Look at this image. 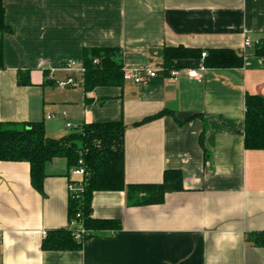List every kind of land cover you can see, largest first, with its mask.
<instances>
[{"label": "crops", "instance_id": "1", "mask_svg": "<svg viewBox=\"0 0 264 264\" xmlns=\"http://www.w3.org/2000/svg\"><path fill=\"white\" fill-rule=\"evenodd\" d=\"M3 7L11 31L2 37L0 122H43L46 136L59 139L82 123L122 120L125 183L158 184L175 169L183 189L136 207L123 191L94 192L92 217L120 227L93 232L78 249L43 251L44 233L67 226V161L45 165L43 196L28 163L0 162V264H264V247L245 241L264 231V150H246L243 139L246 94L264 97L263 60L253 56L264 38V0H3ZM177 46L240 51L244 66L179 60L175 78L159 70L122 87H55L62 64L80 62L85 49L118 48L124 68L157 69L163 48ZM201 66L199 79L184 72ZM162 110L178 120L133 126ZM193 114L200 116L178 123Z\"/></svg>", "mask_w": 264, "mask_h": 264}, {"label": "trees", "instance_id": "2", "mask_svg": "<svg viewBox=\"0 0 264 264\" xmlns=\"http://www.w3.org/2000/svg\"><path fill=\"white\" fill-rule=\"evenodd\" d=\"M10 28L4 21L3 0H0V69L3 68V40ZM202 53L205 56L202 57ZM253 56L263 60L264 38L253 45ZM162 65L165 76L170 70H176L179 60H202L205 68L229 69L242 68L245 55L233 49H191L182 46L165 47L162 51ZM98 63H93L94 60ZM80 63L84 67L82 87L90 92L95 87H122L123 64L118 48H91L83 51ZM18 83L27 85L28 78L20 73ZM244 112L243 139L246 150H264V97L246 94ZM172 111L162 110L154 115L144 117L133 126H140ZM200 115L193 114L178 123L183 124ZM176 120H178L176 118ZM126 125L122 120L104 123H82L74 131L59 138H48L43 122H0V162H26L29 164L31 186L42 196L43 182L46 177L45 165L54 158L62 157L67 161L68 170L82 161L83 174L70 177L68 183L78 190L68 192L67 226L48 230L42 240L43 251L72 250L81 247L93 232L100 230H117L118 221L103 220L92 217L91 199L97 191H123L129 207L160 204L167 193L183 189L182 173L168 169L158 184H126L124 181V132ZM202 135L199 138L203 147ZM74 223L85 229L81 241H76L68 225ZM246 243L264 247V231L249 233Z\"/></svg>", "mask_w": 264, "mask_h": 264}, {"label": "built area", "instance_id": "3", "mask_svg": "<svg viewBox=\"0 0 264 264\" xmlns=\"http://www.w3.org/2000/svg\"><path fill=\"white\" fill-rule=\"evenodd\" d=\"M250 46L249 40L246 38L244 40V47L248 48ZM205 56V53H202V57ZM93 63L97 64L98 61L95 59ZM61 70L66 73V77L63 80L57 81V86L61 89L69 88L77 86L78 83H82V76L84 73V67L83 65L76 60H67L62 64ZM164 72L163 67L157 68V69H149V68H140V69H126L123 67V79L126 83H134L139 84L143 80V76L147 77H154L156 75L157 71ZM204 70L203 66L197 68V69H184L185 74L188 78L192 79H199L201 77V71ZM177 75V69L176 70H170L168 76L175 78ZM49 118V117H48ZM67 128H71L70 124L66 125ZM82 161L79 160L77 165L70 169L69 175L71 177L75 176H81L83 174V168H82ZM75 190H78V188L71 183H68V191L73 192ZM69 229L72 230V233L74 235V239L76 241H81L82 236L86 233L85 229L81 226H77L74 223H71L68 225ZM45 236V233H44Z\"/></svg>", "mask_w": 264, "mask_h": 264}, {"label": "rangeland", "instance_id": "4", "mask_svg": "<svg viewBox=\"0 0 264 264\" xmlns=\"http://www.w3.org/2000/svg\"><path fill=\"white\" fill-rule=\"evenodd\" d=\"M65 77H66V73H64V77H63V79H64ZM63 79H62V80H63ZM55 87L57 88V90H58V89H61V88H59V87L57 86V84L55 85ZM65 90L67 91V90H70V89L65 88ZM71 90H72V89H71ZM71 130H75V127H74V128L72 127ZM71 130H68V133H69V131H71Z\"/></svg>", "mask_w": 264, "mask_h": 264}]
</instances>
